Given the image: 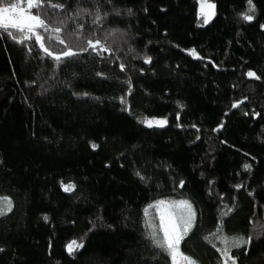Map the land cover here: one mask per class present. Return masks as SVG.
I'll return each instance as SVG.
<instances>
[{
    "label": "trees",
    "instance_id": "16d2710c",
    "mask_svg": "<svg viewBox=\"0 0 264 264\" xmlns=\"http://www.w3.org/2000/svg\"><path fill=\"white\" fill-rule=\"evenodd\" d=\"M208 1L209 24L199 0H39L52 56L0 28V264H174L145 217L161 201L196 211L184 257L251 238L230 256L264 264V0Z\"/></svg>",
    "mask_w": 264,
    "mask_h": 264
},
{
    "label": "snow or ice",
    "instance_id": "6c2138e0",
    "mask_svg": "<svg viewBox=\"0 0 264 264\" xmlns=\"http://www.w3.org/2000/svg\"><path fill=\"white\" fill-rule=\"evenodd\" d=\"M249 3V11H254V5L252 4V0H248ZM53 7H58V8H63V5H52ZM40 8L42 7V3L39 2V0H28L27 3V8L28 9H32V8ZM215 5L213 4H207V8L208 9H214ZM15 14V16H13L12 14ZM212 13H209V16ZM243 19L251 21L253 19V17L251 15L248 14H243ZM205 23H208V19H205ZM9 27L15 28L18 31H24L25 28H27L28 32H33L34 29L36 27H44L45 30L47 31V27L45 25L44 20L40 19L38 15H26L24 12V9L19 5V4H11V7H4V8H0V28H4L7 29ZM56 32L61 31V29L57 28L55 29ZM9 35H11V33H9ZM13 39H16L15 36H12ZM26 39H31V36L26 37ZM36 39L38 41H40V47L44 49L45 52H47L50 56L53 55V53L49 52V49L47 47H45L44 43H43V37L39 36L38 34L36 35ZM20 43H23V41H18ZM59 43L63 44L64 40L63 39H59ZM88 45L93 48L96 49L98 46L100 45V41L97 40L95 43L91 40H89ZM101 50L104 52H107L108 49L107 48H103L101 46ZM76 53H74L71 50H67L64 51L62 53V55L64 57H71L73 55H75ZM190 54L196 58L198 57V54L196 52L195 49L190 50ZM62 57L61 55H55L54 59L56 60H60ZM145 62L150 63L151 62V57H147ZM121 70L124 69V65L121 64L120 65ZM247 76L249 78H255V79H260L259 76H257V74L255 72L249 71L247 73ZM239 103H243V101H240ZM239 103L233 104V107H239ZM144 123H146V125L148 127H153V126H158V127H164L167 124V120L166 119H161V120H145L143 121ZM220 127H223V125H221ZM93 148L98 147V145L93 144L92 145ZM245 169H250L251 165L249 164H245L244 165ZM75 188V185L73 184H68L64 186V191L70 192L73 191ZM0 202H4L7 204L8 210H11V200L7 197H0ZM160 203H163L162 201ZM181 204H184L188 207L189 212H188V216L187 218L184 220V223L182 225L183 228V232L181 233H177L176 232V226L172 225L171 226V230H169L168 228H165V240L163 242L157 241V246L161 247V248H167L168 250H170L173 260H176V248L177 245L179 244V241L182 237V235L184 233H186L189 228L192 225V217H193V213L191 212V206L187 205V202H181ZM0 214H3L2 211H0ZM45 219H47V217H45ZM234 240V244L236 247H240L243 244H248L251 242V238H249L248 240H243L242 238H233ZM228 240L227 238H224V243L227 244ZM83 247L82 243H78L76 240L71 241L68 245V251L71 253L73 250H75L76 248H81ZM225 255L228 256L229 259H232V264H235V260L230 256V254L228 253L227 249H225ZM183 259L185 261H187V264H195V261L190 260L188 257H183ZM224 264H228V260L224 261Z\"/></svg>",
    "mask_w": 264,
    "mask_h": 264
},
{
    "label": "rangeland",
    "instance_id": "374dc122",
    "mask_svg": "<svg viewBox=\"0 0 264 264\" xmlns=\"http://www.w3.org/2000/svg\"><path fill=\"white\" fill-rule=\"evenodd\" d=\"M24 3H25V6H21V5L20 6L24 9L25 14L26 15H28V14L34 15L31 12V9L27 8L28 0H25ZM207 4H213V3L209 2L208 0H199L198 15L203 19L204 23H205V19L206 18L208 19V23H205V24H209L215 18L216 13H217L216 6L214 7V9H208ZM213 5H215V4H213ZM0 8H4V7H0ZM210 12L212 14L209 16ZM12 15L15 16L14 13ZM43 28L44 27H36L33 32H28L27 28H25L24 30L27 31L28 36L36 38V35L39 34V30L43 29ZM161 119H164V118L149 119V120H161ZM167 124H168V122H167ZM7 198H9V197H7ZM9 199L11 200V210L10 211L8 210L6 203L0 202V211L3 212V214H0V218H4V217L8 216L14 209L13 201L11 198H9ZM181 202H187V205L191 206V212L193 213V217H192L191 227L189 228V230L186 233H184L182 235V237L179 241V244L177 245L176 260L175 261L173 260L174 264H187V261H185L183 259L184 256L180 252V245L183 242V240L186 239L190 235V233L193 231V229L196 225V217L197 216H196V211H195L194 207L188 201H175V202L164 201L163 203L159 202V203H156L154 205H151L145 211V217H146L147 225H148V228L150 229L153 237L156 239V241L163 242L165 240V228H168L169 230H171V226L175 225L176 226V232L178 234L183 232L182 225L184 223V220L188 216L189 209L186 205L181 204ZM217 242L221 246H218L217 244L215 246L217 247V249L221 253H223V255L225 256L224 257V261H225V260H227V257L225 255V249H227V251L230 254L231 251L233 250V247L235 246L234 240L228 239L227 244H225L224 238L220 237L217 239ZM76 249H78V248H76ZM165 249H167V248H165ZM75 250H73V251H75ZM67 251H68V248H67ZM167 251L172 256L170 250L167 249ZM192 261H195V260H192ZM195 264H199V263L197 261H195Z\"/></svg>",
    "mask_w": 264,
    "mask_h": 264
}]
</instances>
